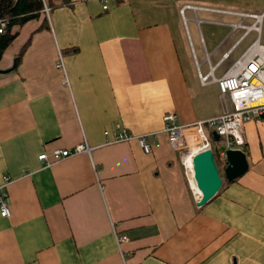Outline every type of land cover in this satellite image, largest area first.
<instances>
[{"label":"crops","instance_id":"0c3cea01","mask_svg":"<svg viewBox=\"0 0 264 264\" xmlns=\"http://www.w3.org/2000/svg\"><path fill=\"white\" fill-rule=\"evenodd\" d=\"M186 3L198 7L181 14ZM49 6L47 25L38 28V16L15 26L0 57V68L12 66L0 72L9 210L0 214V264H264V119L243 123L246 169L200 206L163 130L168 113L188 123L232 108L197 70L218 76L254 39L264 44V0ZM243 11L260 13L257 30L237 24L253 20ZM121 129L146 133L150 150L136 136L109 141ZM82 140L88 153L37 158Z\"/></svg>","mask_w":264,"mask_h":264},{"label":"built area","instance_id":"2783aa9c","mask_svg":"<svg viewBox=\"0 0 264 264\" xmlns=\"http://www.w3.org/2000/svg\"><path fill=\"white\" fill-rule=\"evenodd\" d=\"M41 11L47 17L49 12V4L47 0H41ZM102 7H106L103 3ZM185 7H198L192 4H184L180 8L181 14ZM209 9V8H206ZM242 16H249L253 20L248 24H239L245 29L254 28L257 30L256 21L259 19L260 13L253 12H236ZM5 25V19L0 17V30ZM56 65L62 66L61 57L58 53ZM198 80L201 84L214 81L220 93V97L227 96L232 104L230 110L223 109L217 115L195 119L188 123H177L174 113H168L163 116V130L167 132L168 141L173 148L179 152V157L184 165L186 174L189 177L190 168L182 159L184 144L192 145L190 140L203 145L202 148L209 147L210 140L208 134L214 130L218 134L220 140L219 153L224 155V149L227 147H236L243 150V123L249 119H264V44L254 39L248 47L226 68V70L218 76L212 73V67L207 73H201L197 70ZM192 127V131L185 130ZM107 133V130L103 131ZM136 136V140L143 151L150 150L151 142L147 139V134L132 135L121 129L113 134L109 141L126 140ZM90 145L82 140L71 147H55L49 152L41 151L37 154V158L44 164L51 163L61 157L69 156L79 152H89ZM212 149V148H211ZM192 174V172H191ZM6 183V176L0 185V214H8V195L3 186ZM119 238H124L120 235Z\"/></svg>","mask_w":264,"mask_h":264},{"label":"water","instance_id":"95a60500","mask_svg":"<svg viewBox=\"0 0 264 264\" xmlns=\"http://www.w3.org/2000/svg\"><path fill=\"white\" fill-rule=\"evenodd\" d=\"M11 68L12 66L0 68V72H7ZM210 137L214 141L218 140V134L214 130L210 132ZM223 159L224 163L219 169L211 148L198 149L191 155L192 179L198 192L195 199L197 206L202 205L217 191L222 182V174L224 178L231 179L246 169L245 153L240 148H225Z\"/></svg>","mask_w":264,"mask_h":264},{"label":"trees","instance_id":"16d2710c","mask_svg":"<svg viewBox=\"0 0 264 264\" xmlns=\"http://www.w3.org/2000/svg\"><path fill=\"white\" fill-rule=\"evenodd\" d=\"M49 4V0H47ZM42 3L41 0H0V17L5 19V25L0 30V57L5 50V48L11 43L16 35L15 26H20L26 20L34 17L41 16L43 20L38 25V28L46 26L47 21L45 19L44 13L41 11ZM28 40L19 47L17 53L14 55L12 64L13 67L18 62L19 57ZM209 139H211L210 134H208ZM195 144V143H194ZM244 149V148H243ZM220 165L222 162L219 161ZM217 164V163H216ZM224 177V175L222 174Z\"/></svg>","mask_w":264,"mask_h":264},{"label":"rangeland","instance_id":"374dc122","mask_svg":"<svg viewBox=\"0 0 264 264\" xmlns=\"http://www.w3.org/2000/svg\"><path fill=\"white\" fill-rule=\"evenodd\" d=\"M185 130H187V131H192L193 130V128L192 127H189V128H186ZM190 142L192 143V145H190L189 146V149H188V143L186 142L185 144H184V147L182 148L184 151H190L191 149H195V148H199V147H202V144H200V143H197V142H195V141H192V140H190ZM220 140H216V141H214V140H210V145H211V148H212V151H213V156H214V158H215V161H216V163H217V165H218V168L220 169V167H221V164L219 165L218 164V154H217V149H216V145H220ZM194 143H195V145H194ZM187 151V152H188ZM186 153V152H185ZM184 153V154H185ZM188 154V153H187ZM219 161H220V159H219ZM222 178V181L224 180L223 179V176L221 177Z\"/></svg>","mask_w":264,"mask_h":264},{"label":"bare ground","instance_id":"6f19581e","mask_svg":"<svg viewBox=\"0 0 264 264\" xmlns=\"http://www.w3.org/2000/svg\"><path fill=\"white\" fill-rule=\"evenodd\" d=\"M201 144V143H200ZM203 147V145H202ZM202 147H199V148H195V149H191L190 151H188V154H187V151H184L183 152V161L185 162V164L188 166V169L190 170L189 172V180H190V183L192 184V188L195 189V192H196V197H198V192L196 191V188H195V185H194V182H193V179H192V174H191V162H190V158H191V155L197 151L198 149H201ZM186 152V153H185ZM185 153V154H184Z\"/></svg>","mask_w":264,"mask_h":264}]
</instances>
